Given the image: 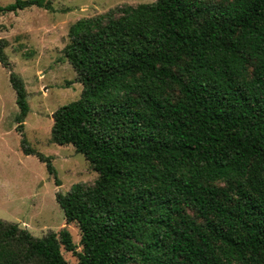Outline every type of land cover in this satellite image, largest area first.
I'll use <instances>...</instances> for the list:
<instances>
[{
    "label": "trees",
    "instance_id": "trees-1",
    "mask_svg": "<svg viewBox=\"0 0 264 264\" xmlns=\"http://www.w3.org/2000/svg\"><path fill=\"white\" fill-rule=\"evenodd\" d=\"M31 5L52 9L0 11ZM68 37L83 88L52 113L51 139L97 172L55 195L81 250L65 227L36 237L0 219V264H68L62 247L75 264H264V0L124 5ZM10 81L21 130L27 92ZM22 146L56 177L51 156Z\"/></svg>",
    "mask_w": 264,
    "mask_h": 264
},
{
    "label": "rangeland",
    "instance_id": "rangeland-1",
    "mask_svg": "<svg viewBox=\"0 0 264 264\" xmlns=\"http://www.w3.org/2000/svg\"><path fill=\"white\" fill-rule=\"evenodd\" d=\"M14 1L0 0V6ZM48 1L52 9L31 5L0 11V37L7 41L4 52L10 62L9 67L0 62V219L17 222L36 237L65 227L79 251L78 226L66 222L55 195L77 182L92 184L97 172L71 143L51 139L52 113L79 98L83 88L64 56L68 28L80 18L154 0ZM11 72L21 77L27 92L29 111L21 130L17 129L19 108ZM23 137L36 151L51 156L56 177L37 154L24 152ZM61 251L68 264L77 262L72 252L63 247Z\"/></svg>",
    "mask_w": 264,
    "mask_h": 264
}]
</instances>
